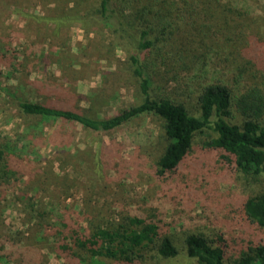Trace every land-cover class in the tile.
<instances>
[{
  "label": "trees",
  "instance_id": "16d2710c",
  "mask_svg": "<svg viewBox=\"0 0 264 264\" xmlns=\"http://www.w3.org/2000/svg\"><path fill=\"white\" fill-rule=\"evenodd\" d=\"M79 1L77 5L86 0ZM92 2L89 13L127 46L125 70L135 79L141 101L101 116L35 78L27 79L30 91L17 98L20 111L38 122L60 119L96 132H110L142 117L157 118L161 150L149 166L154 177L171 180L198 148L237 172L251 190L238 211L246 225L257 228L254 235L247 239L183 229L187 255L194 264H264V87L244 86L238 78L264 54L263 37L257 39L260 44L256 40L264 36V26L254 16L256 6L251 0ZM67 57L66 51H47L38 44L0 48L6 65L22 68L27 62L63 70ZM224 67H231L235 84L219 76ZM169 72L174 81L164 78ZM178 75L185 78L184 87L175 84ZM157 78L167 82L161 94L153 93ZM13 148L20 149L0 145V185L20 178L22 152ZM27 213L29 225L47 240L48 248L71 264H151L179 254L172 233L177 221L163 209L134 207L110 219L92 213L86 224L85 205L68 210L34 194ZM37 256L30 241L17 243L0 230V264H40Z\"/></svg>",
  "mask_w": 264,
  "mask_h": 264
},
{
  "label": "rangeland",
  "instance_id": "374dc122",
  "mask_svg": "<svg viewBox=\"0 0 264 264\" xmlns=\"http://www.w3.org/2000/svg\"><path fill=\"white\" fill-rule=\"evenodd\" d=\"M78 1L0 0V48L38 44L47 51H66L68 56L63 70L27 62L22 68L0 59V145H18L19 150L13 149L22 152L20 178L0 185L1 232L17 243L30 241L40 264H71L51 251L47 240L29 225L28 199L37 194L68 210L85 205L86 224L92 213L110 219L134 207L163 209L177 221L172 233L179 254L151 264L195 263L186 253L183 229L250 239L257 228L243 222L238 208L251 190L213 154L193 149L169 181L149 172L161 150L157 118L142 117L110 132H96L77 122H38L22 114L17 98L30 91L27 79L35 78L101 116L141 101L135 79L125 70L129 67L126 44L89 13L92 0L80 5ZM251 2L256 6V22L264 26V0ZM258 38L264 42V36ZM249 67L238 77L241 84L264 87V54ZM224 68L219 76L235 84L231 67ZM178 76L175 84L184 87L185 78ZM164 78L156 79L153 93H163Z\"/></svg>",
  "mask_w": 264,
  "mask_h": 264
}]
</instances>
